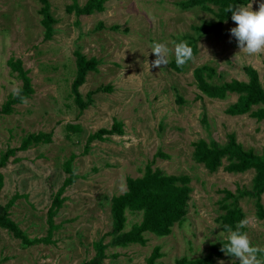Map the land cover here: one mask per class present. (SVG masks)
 <instances>
[{"label":"rangeland","instance_id":"1","mask_svg":"<svg viewBox=\"0 0 264 264\" xmlns=\"http://www.w3.org/2000/svg\"><path fill=\"white\" fill-rule=\"evenodd\" d=\"M85 1L77 0L79 5ZM179 1L105 0L102 12L77 17L66 10L72 0H49L56 22L51 38L46 39L40 0H0V108L12 89L21 86L17 73L7 65L9 58L21 60L34 89L27 105H14L11 114L0 113V154L7 147H18L29 133H51V142L16 151L0 168L4 175L0 208L16 192L27 194L14 202L8 216L29 238H42L47 235L52 197L67 176L63 163L71 154L75 156L71 166L79 176L62 193L66 200L53 217L59 227L52 242L24 245L12 232L0 228V264L88 261L95 254V242L108 244L111 240V196L124 193L126 177L141 176L147 165L166 175L190 178L185 217L171 227L169 235L146 233L143 246H107L102 264H145L157 246L163 254L157 264H174L182 256L202 257L212 244L224 240L216 221L224 212L221 190L236 195L242 189L249 190L254 172L228 173L223 169L225 159L221 167L209 172L192 159L193 143L204 139L222 145L227 135L234 133L244 149L260 154L264 125L248 114L227 115L224 111L236 101L237 94L227 93L224 99L205 96L197 87L193 70L210 66L213 75L207 78L204 72V77L220 85L233 79L247 81L243 66H251L263 83L264 54H241L235 60L240 49L230 33L237 27L231 19L224 22L220 33L198 38L194 59L181 70L170 63L150 67L156 59L150 48L153 42H166L173 48V42L193 33L191 26L216 20L213 13L198 6L180 8ZM251 2L253 11H258L262 0L247 4ZM99 22L103 26L97 29ZM76 49L99 61L97 69L88 72L79 87L83 98L91 93V102L81 111L70 89ZM173 60L174 54L169 56V61ZM102 86L111 90H99ZM116 121L122 123L121 135L91 141L85 150L90 134L109 129ZM159 152L162 155H157ZM16 157L20 160L12 162ZM260 201L264 208V194ZM238 206L249 220L245 232L252 246L264 247V216H257L254 199L241 197ZM125 216L124 230H129L141 221L142 211L127 209ZM214 258L215 264L238 260L225 253Z\"/></svg>","mask_w":264,"mask_h":264},{"label":"trees","instance_id":"2","mask_svg":"<svg viewBox=\"0 0 264 264\" xmlns=\"http://www.w3.org/2000/svg\"><path fill=\"white\" fill-rule=\"evenodd\" d=\"M41 7L39 14L42 16L41 24L44 27V37L51 38L54 29L53 24L56 22L50 12L49 0H40ZM105 0H86L83 5H79L77 0H72V3L66 6L68 12H73L77 17L89 16L94 12H102L104 10ZM250 0H181L178 5L182 9H190L200 7L205 11H210L216 18L213 20H203L199 25L191 26L193 33L185 34L181 41H187L193 48L194 55L197 53V40L203 35L210 33L218 34L221 32L222 25L225 21H230L232 13H228L225 9L229 6H238L249 3ZM213 6L215 9L211 8ZM99 22L96 28H102ZM117 28V26H115ZM75 57V76L71 83V94L77 107L83 110L91 102V93L87 92L83 96L79 92V87L85 82L88 72L97 69L99 64L95 57H87L76 49L73 52ZM170 64L181 70L182 67H177L175 60ZM7 65L10 69L16 72L17 77L21 80L20 92L22 96L27 98L34 92L31 84V78L28 71L23 69L20 59L9 58ZM243 71L247 76V81L231 80L223 82L220 85H215L207 81L204 77V72L207 73V78L213 75V69L210 66L203 65L196 67L193 70V75L197 83V87L205 96L209 98L224 99L227 93L237 94L235 102L229 104L225 109V113L230 116H238L248 114L250 117L256 118L257 121H263L264 125V82L262 83L256 69L251 66H243ZM263 79H264V64H263ZM99 90H111L109 86H102ZM93 94V93H92ZM21 104L19 99L14 98L13 94H9L6 101L0 108L1 114H11L13 106ZM122 123L119 121L113 122L109 129L100 128L96 132L87 137L86 148L89 142L94 140L103 141L107 136L113 134H122ZM51 142V133L37 132L29 133L24 136L18 147H7L0 154V168L5 167L11 156H14L16 151H25L32 144L49 143ZM157 155H162L161 152ZM75 156L71 154L68 160L63 163V171L67 174L62 185L52 197L50 207L47 210V235L42 238H29L15 222L8 216V210L16 200L27 197V194L15 193L7 203L0 208V228H4L12 232L15 238H20L24 245H34L37 243L52 242V235L58 229V225L53 221V217L57 214L62 203L66 200L62 197L65 188L72 184L77 177L74 169L71 166ZM192 159L196 163L203 164L209 172L216 171L223 165L225 159L227 163L223 165V169L228 173H243L248 170H253L254 176L251 181L249 190L242 189L236 195L227 189L221 190L223 197L220 200V205L224 211L217 218L220 228L224 231V225H230L235 230L236 225L243 219L245 214L238 206V200L241 197L247 196L254 199L256 214L263 218L264 208L260 201L261 195L264 194V148L260 154L254 152L253 149H244L237 142L234 133H230L226 137V142L219 145L216 141H205L198 139L193 143ZM19 158H13L12 162H18ZM190 178L187 175L176 176L163 174L159 169L151 168L150 165L145 167L143 174L139 177H126V191L120 195H113L110 198V212L112 218V228L110 231L111 240L108 244L102 240L94 243L95 254L83 264H102V260L106 258L105 249L107 246L125 247L129 244L145 245L147 243L146 233H152L157 236H166L171 233V227L175 223L181 222L187 212V202L190 198V190L188 183ZM4 186V175L0 171V191ZM237 192L239 191L236 190ZM142 211V219L139 223H135L129 230H124L126 223L125 211ZM246 231V227L241 229ZM226 239L220 240L210 246L209 252L198 258L189 259L186 256L175 259L174 264H215L214 257H221L225 252L221 251L223 244H226ZM226 254V253H225ZM262 255V254H260ZM113 257L118 254H113ZM163 254L160 252V247H154L153 251L146 258L145 264H157V259ZM229 256V255H228ZM235 264L240 262L234 261ZM234 262L232 264H234Z\"/></svg>","mask_w":264,"mask_h":264},{"label":"clouds","instance_id":"3","mask_svg":"<svg viewBox=\"0 0 264 264\" xmlns=\"http://www.w3.org/2000/svg\"><path fill=\"white\" fill-rule=\"evenodd\" d=\"M225 11L232 13L231 19L237 25L230 30L240 49L235 60L241 54L250 57L264 54V0L259 3L258 11H253V2L239 7L229 5ZM150 48L151 53L156 57L149 65L150 67L161 68V66L169 65V56L172 54L175 56L177 67H183L194 59L193 48L187 41L173 42V48H169L166 42L157 41L153 42ZM12 94L22 104H28V98L21 95L20 89L13 88ZM248 224L249 220L243 219L236 225L235 230L230 225H224V231L220 233V236L226 239L227 243L223 244L221 251L237 258L240 264H264V258L260 255L264 254V247L252 246L248 234L241 231ZM225 233H227L226 236ZM220 264L224 262L220 261Z\"/></svg>","mask_w":264,"mask_h":264}]
</instances>
